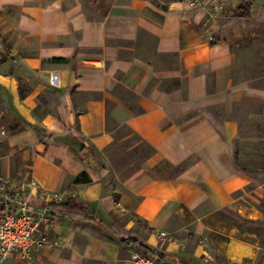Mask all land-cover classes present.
<instances>
[{
	"label": "crops",
	"instance_id": "obj_1",
	"mask_svg": "<svg viewBox=\"0 0 264 264\" xmlns=\"http://www.w3.org/2000/svg\"><path fill=\"white\" fill-rule=\"evenodd\" d=\"M243 1L0 0V212L47 215L0 264H264V185L226 137L264 142V84L239 71L264 0ZM78 201L94 221L55 210Z\"/></svg>",
	"mask_w": 264,
	"mask_h": 264
},
{
	"label": "rangeland",
	"instance_id": "obj_2",
	"mask_svg": "<svg viewBox=\"0 0 264 264\" xmlns=\"http://www.w3.org/2000/svg\"><path fill=\"white\" fill-rule=\"evenodd\" d=\"M258 33L250 47L241 53L239 71L244 78L250 79L252 83L264 84V80L256 81L257 77L264 75V21L254 27ZM249 45V44H248ZM259 105L256 102L248 101V107ZM209 113L217 126L222 129L223 121L232 115L226 114L221 106H214ZM232 114V113H231ZM242 116L239 114V117ZM247 117V116H245ZM241 135L251 136L258 133L257 124L245 118ZM233 149L235 164L251 175L252 185H264V142L250 138H233L226 134Z\"/></svg>",
	"mask_w": 264,
	"mask_h": 264
},
{
	"label": "built area",
	"instance_id": "obj_3",
	"mask_svg": "<svg viewBox=\"0 0 264 264\" xmlns=\"http://www.w3.org/2000/svg\"><path fill=\"white\" fill-rule=\"evenodd\" d=\"M189 1L191 6L199 4V0ZM6 183V180L0 178V188L5 190L8 186ZM52 198L59 202V198ZM6 202L0 212V258L8 259L14 254L27 257L38 243L36 234L39 224L43 219H47V215L35 211L29 197L8 198ZM132 261L133 264H165L156 255L141 251L132 254Z\"/></svg>",
	"mask_w": 264,
	"mask_h": 264
},
{
	"label": "trees",
	"instance_id": "obj_4",
	"mask_svg": "<svg viewBox=\"0 0 264 264\" xmlns=\"http://www.w3.org/2000/svg\"><path fill=\"white\" fill-rule=\"evenodd\" d=\"M250 10H251V0H244L240 5H238V8L235 12L236 16L240 17H249L250 16ZM57 61H62L64 58H55ZM58 139H65V137H58ZM74 148L77 150L78 153H81L82 156H85L86 153H92V150H88L84 144H79L74 146ZM87 151V152H86ZM55 210L60 212L63 215H71V216H80L84 219H87L89 221H94V217L87 212V203L83 201L72 202V203H65V204H57L55 206ZM138 240L134 237L130 238V242H134V244H137ZM145 250H148L145 248Z\"/></svg>",
	"mask_w": 264,
	"mask_h": 264
}]
</instances>
